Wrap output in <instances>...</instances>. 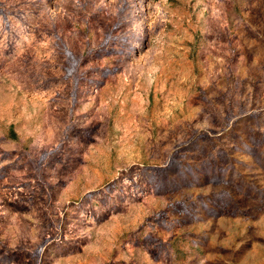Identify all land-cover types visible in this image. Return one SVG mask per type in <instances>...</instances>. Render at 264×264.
I'll use <instances>...</instances> for the list:
<instances>
[{"label": "rangeland", "instance_id": "374dc122", "mask_svg": "<svg viewBox=\"0 0 264 264\" xmlns=\"http://www.w3.org/2000/svg\"><path fill=\"white\" fill-rule=\"evenodd\" d=\"M0 264H264V0H0Z\"/></svg>", "mask_w": 264, "mask_h": 264}]
</instances>
